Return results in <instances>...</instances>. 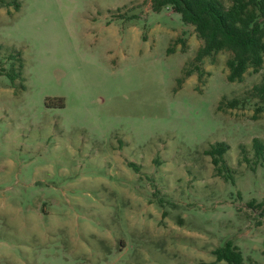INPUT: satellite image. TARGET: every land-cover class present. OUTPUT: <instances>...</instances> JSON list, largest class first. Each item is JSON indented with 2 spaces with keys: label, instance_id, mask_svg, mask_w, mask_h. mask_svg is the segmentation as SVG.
Wrapping results in <instances>:
<instances>
[{
  "label": "rangeland",
  "instance_id": "obj_1",
  "mask_svg": "<svg viewBox=\"0 0 264 264\" xmlns=\"http://www.w3.org/2000/svg\"><path fill=\"white\" fill-rule=\"evenodd\" d=\"M16 1L0 7V264H198L228 240L264 264L247 204L264 200V62L228 81L229 52L195 62L193 25L151 0ZM221 141L228 179L204 153Z\"/></svg>",
  "mask_w": 264,
  "mask_h": 264
},
{
  "label": "trees",
  "instance_id": "obj_2",
  "mask_svg": "<svg viewBox=\"0 0 264 264\" xmlns=\"http://www.w3.org/2000/svg\"><path fill=\"white\" fill-rule=\"evenodd\" d=\"M226 5L223 0H151V9L155 12L162 8L170 7L177 13L184 24H191L197 36L202 40L194 57L195 62L201 61L203 57L210 56L220 51L229 52L226 59L228 69L227 80L230 82L242 81L245 72L251 68L257 72L264 62V0H228ZM14 5L18 9L16 0H0V7ZM19 66H22L21 59ZM195 68H198L196 65ZM9 71L6 76L11 81L18 76ZM190 75V70L185 71ZM251 95L259 101L264 102V77L253 85ZM238 99L228 102L230 107L238 105ZM255 156H264V144L257 138H253ZM228 149L224 141L211 144L204 150L211 157V162L218 174L226 172L228 179L229 168L223 160V154ZM248 206L258 210L257 225L264 221V200L249 201ZM215 260L200 262L198 264H215L224 261L226 264H244L242 253L229 240L213 251Z\"/></svg>",
  "mask_w": 264,
  "mask_h": 264
}]
</instances>
